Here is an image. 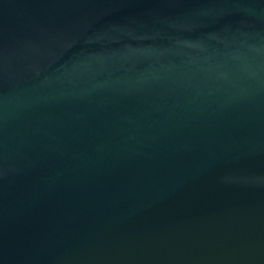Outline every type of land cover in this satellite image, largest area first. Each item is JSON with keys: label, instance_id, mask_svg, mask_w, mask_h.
Here are the masks:
<instances>
[{"label": "water", "instance_id": "1", "mask_svg": "<svg viewBox=\"0 0 264 264\" xmlns=\"http://www.w3.org/2000/svg\"><path fill=\"white\" fill-rule=\"evenodd\" d=\"M0 264H264V0H0Z\"/></svg>", "mask_w": 264, "mask_h": 264}]
</instances>
